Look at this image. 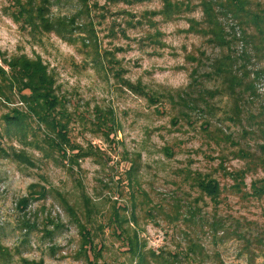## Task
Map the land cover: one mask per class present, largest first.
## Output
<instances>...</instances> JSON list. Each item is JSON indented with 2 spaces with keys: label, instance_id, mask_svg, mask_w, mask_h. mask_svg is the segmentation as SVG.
Returning <instances> with one entry per match:
<instances>
[{
  "label": "rangeland",
  "instance_id": "374dc122",
  "mask_svg": "<svg viewBox=\"0 0 264 264\" xmlns=\"http://www.w3.org/2000/svg\"><path fill=\"white\" fill-rule=\"evenodd\" d=\"M76 4L75 0H49L48 15L54 21H67L78 11ZM87 5L89 14L76 17L61 38L55 32L33 31L16 21L12 0H0V52L38 58L48 67L57 93L75 119L70 124L71 143L81 148L91 144L100 148L103 156L84 158L71 167L57 153L48 157L35 148H25L29 163L0 154V264H88L77 225L84 213V195L99 209L94 219L102 229H95L93 235L96 244L105 246L102 262L129 264L128 254L121 251L112 230L106 227L113 203L129 209L128 195H122L118 186L119 173L128 166L122 164L125 157L136 160L139 156L141 190L154 205L151 215L142 209L137 212L136 230L147 249L168 252L176 245L183 247V237L156 213L157 204L163 209L169 206L168 199L180 180L175 175L177 169L190 165L192 170L210 172L218 164L215 148L207 146L198 132L202 119L192 115L189 125L183 121V109L169 101L191 82L196 63L188 61V56L199 57L205 52L210 58L218 53L204 38L188 32L187 20H200V10L195 7L174 21L151 17V27L143 15L159 13V0L132 5L87 0ZM258 67H264V62L252 68ZM259 84V101L264 103V79ZM16 102L6 108L0 105V118L20 105ZM215 105L225 108L226 100L217 98ZM95 108L114 113L119 126L115 145L91 133L86 125L87 120H93L89 115ZM175 117L177 125L171 123ZM225 126L234 130L227 123ZM166 146L172 149V158L164 154ZM0 147L7 151L12 147L15 152L23 148L15 139H4ZM8 152L11 154V149ZM225 164L229 169L242 166L231 156ZM256 178H264V172L250 176L246 184ZM236 202L229 197L224 212L264 223V203ZM206 247L210 250L208 264H213L215 249L225 264H250L245 255H238L232 241L215 247L207 240ZM254 264H264V259L258 257Z\"/></svg>",
  "mask_w": 264,
  "mask_h": 264
},
{
  "label": "trees",
  "instance_id": "16d2710c",
  "mask_svg": "<svg viewBox=\"0 0 264 264\" xmlns=\"http://www.w3.org/2000/svg\"><path fill=\"white\" fill-rule=\"evenodd\" d=\"M75 1L78 11L67 21H54L49 17V0H12L16 8L12 16L33 31L55 32L63 38L76 17L89 14L87 0ZM109 1L132 5L153 0ZM159 1L162 4L159 13L143 15L149 26H153L151 17L158 15L163 21H174L197 7L202 17L187 20L188 32L201 36L218 50L210 58L205 57V52H200L199 57L188 56V61L196 63L190 74L191 82L181 93L169 97L173 106L183 109V121L191 125L192 115L202 119L198 132L207 146L215 148L218 164L210 172L192 170L190 165L177 169L175 175L180 180L168 199L169 206L163 209L164 206L157 204L156 213L173 232L183 237V247L176 245L174 251L168 252L147 249L136 230L138 210H146L151 215L150 209L154 207L141 190L139 156L136 160L123 158L122 164L125 162L128 166L122 172L119 170L121 174L117 171L118 186L122 195H128L129 209L112 202V214L106 220V227L112 230L121 251L128 254L129 264H208L207 240L215 247L225 241L236 243L238 255H245L248 262L254 264L258 257L264 259V223L224 212V207L229 197L236 199V203H264V178L246 184L250 176L264 172V103L259 101L261 94L257 88L264 79V67L252 68L264 62V0ZM95 53L98 55L97 51ZM200 67L204 69L200 71ZM207 82L212 84L210 88L205 86ZM217 98L226 100L225 108H217ZM15 99L20 107L9 109L0 118V144L4 139L9 142L15 139L23 148L15 152L10 147V154L0 147V154L5 158L29 163L25 148H35L48 157L57 153L61 159H67L71 167H76L84 158L103 157L98 147L88 144L81 148L71 143L70 124L75 119L66 108L64 98L57 93L55 77L48 67L38 58L6 56L0 52V105L6 108L13 105ZM217 112L221 114L215 121ZM89 116L93 117L86 122L90 132L115 145L119 126L114 113L95 108ZM171 123L178 124L176 117ZM226 123L234 130L225 126ZM163 152L173 157L169 146L164 147ZM229 156L242 166L226 168ZM39 194L45 196L43 192ZM82 199L84 213L77 225L84 258L88 264H109L102 262L105 246L94 242L93 231L102 229L94 219L99 209L90 197L84 195ZM211 262L225 264L216 249L212 251Z\"/></svg>",
  "mask_w": 264,
  "mask_h": 264
}]
</instances>
